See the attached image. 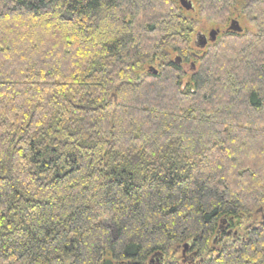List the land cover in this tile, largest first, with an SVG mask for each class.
<instances>
[{"label":"trees","instance_id":"16d2710c","mask_svg":"<svg viewBox=\"0 0 264 264\" xmlns=\"http://www.w3.org/2000/svg\"><path fill=\"white\" fill-rule=\"evenodd\" d=\"M263 211L264 0H0V264H264Z\"/></svg>","mask_w":264,"mask_h":264},{"label":"rangeland","instance_id":"374dc122","mask_svg":"<svg viewBox=\"0 0 264 264\" xmlns=\"http://www.w3.org/2000/svg\"><path fill=\"white\" fill-rule=\"evenodd\" d=\"M199 8L197 5H194V8H193L194 12L192 14H194V15L199 14ZM222 11L221 10L214 11V12L211 11L212 13L207 14L206 17H205V15H203V16L198 15V17H195L197 23H195V27H194L195 29H194V34L191 38V44H193V45L197 44L198 45V43H200V38L202 36H207L210 29H218L217 37H219L220 35H224V33L227 31H231V30H227V28L229 26V22L232 19H235L238 22L239 26L240 25L242 26V28L240 26L241 30L242 29L246 30V31L247 30L248 31L254 30V28H253L254 25H253V23H251L249 21V17L245 16L243 21L239 23V21L235 17L228 18L227 14L229 13V11H228V13H226L224 11V9H222ZM231 32H237V31H231ZM239 32H241V31H239ZM229 49H230V46H229ZM177 57L178 56L173 57V60L175 61V59ZM181 62H182V67L185 70H189L193 65H195L192 60H190V61L188 60L187 62L180 61L179 63H181ZM232 190L235 191L234 189H232ZM262 214L264 215V211ZM260 218L262 219V217H260ZM106 223L109 224L108 221H106ZM178 249L182 250L180 247ZM186 256H188V254Z\"/></svg>","mask_w":264,"mask_h":264},{"label":"water","instance_id":"95a60500","mask_svg":"<svg viewBox=\"0 0 264 264\" xmlns=\"http://www.w3.org/2000/svg\"><path fill=\"white\" fill-rule=\"evenodd\" d=\"M181 3H184V0H180ZM227 30H231V31H241V28L238 24V22L235 20V19H232L230 22H229V26L227 28ZM218 34V29H210L208 34H207V37H205L204 39L205 40H208L209 42H214L215 39H216V36ZM176 63H179L180 62V58L177 57L175 59Z\"/></svg>","mask_w":264,"mask_h":264},{"label":"flooded vegetation","instance_id":"af4514ba","mask_svg":"<svg viewBox=\"0 0 264 264\" xmlns=\"http://www.w3.org/2000/svg\"><path fill=\"white\" fill-rule=\"evenodd\" d=\"M205 38V36H202L201 38H200V43H199V46H200V48H203L205 45H207L209 42L207 41V40H205L204 39ZM261 217H262V219L264 220V215L263 214H261Z\"/></svg>","mask_w":264,"mask_h":264}]
</instances>
